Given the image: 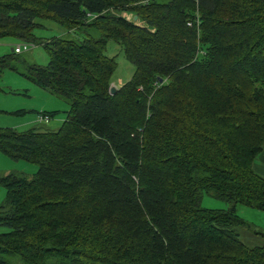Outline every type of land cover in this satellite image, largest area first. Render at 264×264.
Wrapping results in <instances>:
<instances>
[{"label": "trees", "instance_id": "16d2710c", "mask_svg": "<svg viewBox=\"0 0 264 264\" xmlns=\"http://www.w3.org/2000/svg\"><path fill=\"white\" fill-rule=\"evenodd\" d=\"M47 19L81 36L41 39L48 61L20 73L69 107L54 130L0 127L37 165L0 176V264H264L235 232L236 204L264 211V0H0V37ZM109 39L134 64L113 93Z\"/></svg>", "mask_w": 264, "mask_h": 264}, {"label": "rangeland", "instance_id": "374dc122", "mask_svg": "<svg viewBox=\"0 0 264 264\" xmlns=\"http://www.w3.org/2000/svg\"><path fill=\"white\" fill-rule=\"evenodd\" d=\"M131 15V17H130ZM136 15V14H134ZM132 13L126 17L133 19L135 23L142 24L140 19L134 18ZM45 26L36 27L34 33L39 37L37 40H26L34 42V46L20 53H16L18 59L11 63L15 69L5 67L0 69V127H10L17 130H26L32 127L41 129H57L65 117L68 102L61 96L50 93L47 89L33 83L20 72L27 71L28 65L32 63L45 64L49 54L41 44V39L53 34L67 36H81L80 32H67L58 23L51 20H41ZM22 40L14 36L0 37V55L11 51L14 44ZM105 52L114 56L116 67L111 75V83L119 87L128 80L134 71V64L124 54L122 46L114 39L107 40ZM20 110L21 112H16ZM55 110V113L47 121L36 120L37 111ZM264 154V149L263 152ZM261 153V154H262ZM259 154L254 161L253 169L264 176V161ZM37 170V165L25 160H12L0 151V176L7 173H18L31 176ZM5 189L0 185V204L3 202ZM200 204L205 208L228 209L231 203L214 197L211 193L203 192ZM236 215L242 223L235 227L239 240L249 247L264 245V211L251 208L243 204H236ZM0 226V232L5 231ZM10 264H19L16 256H10Z\"/></svg>", "mask_w": 264, "mask_h": 264}, {"label": "built area", "instance_id": "2783aa9c", "mask_svg": "<svg viewBox=\"0 0 264 264\" xmlns=\"http://www.w3.org/2000/svg\"><path fill=\"white\" fill-rule=\"evenodd\" d=\"M195 1L198 2V0H195ZM130 17H131V15H130ZM193 20L195 21L196 25L198 26V24H199V11H198V9L195 10L193 19L188 20L187 24L192 25ZM34 45L35 44L32 41L22 40L21 42L14 44V46L12 47V50L15 53H20L23 50H27ZM48 119H49V116L45 113H37V115H36V120H38V121H47Z\"/></svg>", "mask_w": 264, "mask_h": 264}, {"label": "water", "instance_id": "95a60500", "mask_svg": "<svg viewBox=\"0 0 264 264\" xmlns=\"http://www.w3.org/2000/svg\"><path fill=\"white\" fill-rule=\"evenodd\" d=\"M133 17L136 18L137 15H134ZM11 51H12V47H11ZM116 89H117V86H115V84H113V83H110V85H109V92L110 93H113V92L116 91Z\"/></svg>", "mask_w": 264, "mask_h": 264}, {"label": "crops", "instance_id": "0c3cea01", "mask_svg": "<svg viewBox=\"0 0 264 264\" xmlns=\"http://www.w3.org/2000/svg\"><path fill=\"white\" fill-rule=\"evenodd\" d=\"M261 156H262V160L264 161V154L262 153ZM260 169H261L262 171H264V167H263V166H261Z\"/></svg>", "mask_w": 264, "mask_h": 264}]
</instances>
